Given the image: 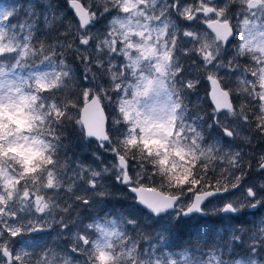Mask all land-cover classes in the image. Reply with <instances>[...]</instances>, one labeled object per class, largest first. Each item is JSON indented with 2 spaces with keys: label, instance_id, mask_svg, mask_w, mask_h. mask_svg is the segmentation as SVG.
Segmentation results:
<instances>
[{
  "label": "snow or ice",
  "instance_id": "obj_1",
  "mask_svg": "<svg viewBox=\"0 0 264 264\" xmlns=\"http://www.w3.org/2000/svg\"><path fill=\"white\" fill-rule=\"evenodd\" d=\"M0 264H264V0H0Z\"/></svg>",
  "mask_w": 264,
  "mask_h": 264
},
{
  "label": "rangeland",
  "instance_id": "obj_2",
  "mask_svg": "<svg viewBox=\"0 0 264 264\" xmlns=\"http://www.w3.org/2000/svg\"><path fill=\"white\" fill-rule=\"evenodd\" d=\"M2 2L6 3V4H12L15 2V0H2ZM68 15L71 16L70 11L68 12ZM197 24H198V22H197ZM206 87H207V82H202L201 85L198 87V96L200 98V101L202 100L200 93ZM192 99H193V101H195L197 99V96L192 95ZM67 131H68L69 135L66 138V140L64 141V143L69 146V151L90 161L92 159L91 158V152L96 149L95 143H92L91 145H89L85 142H81L79 140L78 136L76 135V133L73 132L71 128H68ZM104 155H105L106 159L111 158L109 154L105 153ZM116 191H117V199L121 203H131L130 197L134 194L128 192L123 186H117ZM237 195H239V193H237ZM113 204H115L117 207L120 206V204L116 203V200H113L109 203V207H111ZM215 204H217V201L215 199H213V202L211 204L207 205L208 209L211 210ZM213 219H215V218H213ZM246 219L251 220L252 217L248 216V217H246Z\"/></svg>",
  "mask_w": 264,
  "mask_h": 264
},
{
  "label": "trees",
  "instance_id": "obj_3",
  "mask_svg": "<svg viewBox=\"0 0 264 264\" xmlns=\"http://www.w3.org/2000/svg\"><path fill=\"white\" fill-rule=\"evenodd\" d=\"M208 87H209V85L207 84V87L200 93V96L202 98L201 103H202L203 107H205V108H208V105L210 104V101H208L206 98V90ZM190 99L193 101L192 96L190 97Z\"/></svg>",
  "mask_w": 264,
  "mask_h": 264
}]
</instances>
